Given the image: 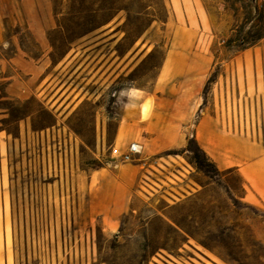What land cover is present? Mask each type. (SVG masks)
<instances>
[{
	"label": "rangeland",
	"instance_id": "obj_1",
	"mask_svg": "<svg viewBox=\"0 0 264 264\" xmlns=\"http://www.w3.org/2000/svg\"><path fill=\"white\" fill-rule=\"evenodd\" d=\"M108 28L122 39L116 57L141 49L122 62L133 71L118 83L149 88L168 51L194 57L189 67L206 80L187 139L205 115L229 136L264 145V0H0V133L8 137L0 264H264V204L236 173L206 176L193 166L188 181L198 192L188 195L169 172L142 167L144 154L128 164L110 158L125 146L112 141L109 121L122 103L79 104L57 131L62 116L43 103V71L28 83L5 62L15 52L38 59L47 40L54 66L71 41ZM100 121L109 133L101 144Z\"/></svg>",
	"mask_w": 264,
	"mask_h": 264
},
{
	"label": "crops",
	"instance_id": "obj_2",
	"mask_svg": "<svg viewBox=\"0 0 264 264\" xmlns=\"http://www.w3.org/2000/svg\"><path fill=\"white\" fill-rule=\"evenodd\" d=\"M112 32L113 29L108 28L98 36L79 37L71 41L67 53L54 66L52 45L47 40L43 54L38 59L31 60L15 52L5 62L17 66L27 74L28 83L35 80L37 73L43 71V103L55 108V111L58 110L62 116L53 127L57 131L63 130L60 124L67 117L65 113L79 104L122 103V112L118 117L109 120L115 121L112 141L122 140L125 144L124 149L139 139L143 145V154L147 157L142 167L148 165L159 173H163V169L184 183L182 189L184 193L188 195L197 193L196 184H190L188 181L191 179L189 175L194 172L193 166L187 164L182 156L177 155L173 158L170 155L166 157L162 155L180 151L186 146L187 129L199 110L198 99L206 80L205 76L197 75L195 70L189 67L194 60L189 53L179 52L172 55L168 51L149 88L132 83H118L133 71L129 63L122 62L126 58L130 61L136 57L141 49L132 51L133 48H130L122 56L116 57L113 49L122 39ZM2 62L0 61V66ZM261 71L264 84V52L261 53ZM171 85H174L175 93L171 92ZM9 88L15 97L20 98L22 91L19 84L13 82ZM147 101L153 103L152 115L143 120L141 106ZM98 126L95 127L94 133L101 144L105 137L109 138V133L105 129V121H100ZM23 130L22 134L20 129L19 138L15 141L21 142L22 135L23 137L26 135L25 126ZM1 134L0 153L1 145L4 144L6 149L8 145V137H2ZM192 136L214 164L219 175L232 170L239 176L243 185L252 191L255 199L264 204V145H253L252 142L233 134L229 136L227 128L223 129L221 121L217 122L215 117L205 115L198 118ZM149 158L152 159L150 164ZM0 173L2 175V164ZM142 175L148 178L144 173ZM171 181L179 185L174 180ZM260 192L263 195H259ZM4 193L2 184L0 196L3 204ZM247 197L248 195L245 199ZM5 248L3 244L2 250L5 251ZM3 264H8L7 259Z\"/></svg>",
	"mask_w": 264,
	"mask_h": 264
},
{
	"label": "trees",
	"instance_id": "obj_3",
	"mask_svg": "<svg viewBox=\"0 0 264 264\" xmlns=\"http://www.w3.org/2000/svg\"><path fill=\"white\" fill-rule=\"evenodd\" d=\"M188 155V163L194 166L197 170L202 171L206 176L212 173L218 175L214 164L206 156L197 144L194 137L187 139L186 146L180 151L168 152L167 155L181 156Z\"/></svg>",
	"mask_w": 264,
	"mask_h": 264
},
{
	"label": "built area",
	"instance_id": "obj_4",
	"mask_svg": "<svg viewBox=\"0 0 264 264\" xmlns=\"http://www.w3.org/2000/svg\"><path fill=\"white\" fill-rule=\"evenodd\" d=\"M142 154H143V145L137 142H133L127 145L126 148H124L123 150L116 148L115 146L112 147L109 156L110 158L119 159L124 164H128L139 161L141 159L140 156Z\"/></svg>",
	"mask_w": 264,
	"mask_h": 264
},
{
	"label": "bare ground",
	"instance_id": "obj_5",
	"mask_svg": "<svg viewBox=\"0 0 264 264\" xmlns=\"http://www.w3.org/2000/svg\"><path fill=\"white\" fill-rule=\"evenodd\" d=\"M151 112V103L150 101H147L141 106V117L143 120H146Z\"/></svg>",
	"mask_w": 264,
	"mask_h": 264
}]
</instances>
